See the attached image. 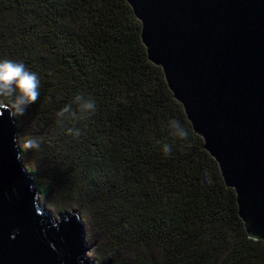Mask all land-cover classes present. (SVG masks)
Instances as JSON below:
<instances>
[{
  "label": "trees",
  "instance_id": "1",
  "mask_svg": "<svg viewBox=\"0 0 264 264\" xmlns=\"http://www.w3.org/2000/svg\"><path fill=\"white\" fill-rule=\"evenodd\" d=\"M145 55L125 0H0V60L40 80L15 118L17 137L40 140L25 168L50 206L80 214L100 263L264 264V241L247 236L234 190ZM77 95L94 111L73 114Z\"/></svg>",
  "mask_w": 264,
  "mask_h": 264
},
{
  "label": "water",
  "instance_id": "2",
  "mask_svg": "<svg viewBox=\"0 0 264 264\" xmlns=\"http://www.w3.org/2000/svg\"><path fill=\"white\" fill-rule=\"evenodd\" d=\"M224 184L247 236L264 241V0H125ZM0 108V264H95L81 216L53 218ZM98 264H106L98 262Z\"/></svg>",
  "mask_w": 264,
  "mask_h": 264
},
{
  "label": "clouds",
  "instance_id": "3",
  "mask_svg": "<svg viewBox=\"0 0 264 264\" xmlns=\"http://www.w3.org/2000/svg\"><path fill=\"white\" fill-rule=\"evenodd\" d=\"M40 96V80L35 72L30 71L24 63L11 59L0 60V108L8 111L11 118L23 116L27 109L37 102ZM76 111L85 114L95 109V101L77 95L75 101ZM73 105L63 107L58 115L69 113ZM173 129L172 135L180 139H186L187 129L179 120L169 121ZM13 144L18 149L17 159H22L23 153L38 150L40 140L36 137H14ZM171 152V148L165 145V153ZM83 264V262H81Z\"/></svg>",
  "mask_w": 264,
  "mask_h": 264
},
{
  "label": "rangeland",
  "instance_id": "4",
  "mask_svg": "<svg viewBox=\"0 0 264 264\" xmlns=\"http://www.w3.org/2000/svg\"><path fill=\"white\" fill-rule=\"evenodd\" d=\"M37 201H38V205H39L40 207H42V208H44V209L50 211V214H51V216H52L53 218H56L57 215H58L59 213H63V212L66 211V210H65V211H57V210H55V207H54V206H50L49 203L45 200V198H43L41 195L38 197V200H37ZM70 211H76V210H70ZM76 212H77V211H76ZM77 213H78V212H77ZM78 214H79V213H78ZM81 221H82V223H83L82 218H81ZM83 225H84V223H83ZM84 230H85V238H86V228H85V225H84ZM86 240H87V239H86ZM92 253H93V247H92V245H91L90 248H89V251H88V256L90 257L91 260L94 261L95 264H98V261L92 259Z\"/></svg>",
  "mask_w": 264,
  "mask_h": 264
}]
</instances>
